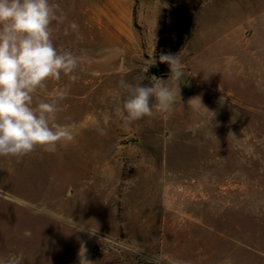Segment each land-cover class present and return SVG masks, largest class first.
I'll return each mask as SVG.
<instances>
[{"label":"rangeland","instance_id":"obj_1","mask_svg":"<svg viewBox=\"0 0 264 264\" xmlns=\"http://www.w3.org/2000/svg\"><path fill=\"white\" fill-rule=\"evenodd\" d=\"M51 3L79 78L34 103L67 86L75 139L0 157V262L264 264V0ZM161 54L183 64L172 107L124 126L118 82L167 81Z\"/></svg>","mask_w":264,"mask_h":264},{"label":"clouds","instance_id":"obj_2","mask_svg":"<svg viewBox=\"0 0 264 264\" xmlns=\"http://www.w3.org/2000/svg\"><path fill=\"white\" fill-rule=\"evenodd\" d=\"M58 9L51 0H0V157L20 160L37 149L75 139L69 125L58 122L60 101L70 91L67 86L58 87L53 99L34 103L39 93L47 91L49 82L59 84L64 77L75 82L79 78L80 57L55 43L53 22L59 24L64 19L57 14ZM69 27L79 32L77 23ZM160 62L169 65L167 81L152 75L150 83L118 82L121 106L116 114L124 126L151 117L153 108L168 111L172 107L174 86L184 75L183 64L177 54H161ZM99 132L103 135L105 130L100 128ZM85 252L81 245L80 264H92ZM0 264L18 261L9 259Z\"/></svg>","mask_w":264,"mask_h":264},{"label":"trees","instance_id":"obj_3","mask_svg":"<svg viewBox=\"0 0 264 264\" xmlns=\"http://www.w3.org/2000/svg\"><path fill=\"white\" fill-rule=\"evenodd\" d=\"M151 72L156 74V75H160L163 72V68L156 66V65H152L151 66Z\"/></svg>","mask_w":264,"mask_h":264},{"label":"bare ground","instance_id":"obj_4","mask_svg":"<svg viewBox=\"0 0 264 264\" xmlns=\"http://www.w3.org/2000/svg\"><path fill=\"white\" fill-rule=\"evenodd\" d=\"M76 262V261H75ZM75 262H73L72 264H75Z\"/></svg>","mask_w":264,"mask_h":264}]
</instances>
